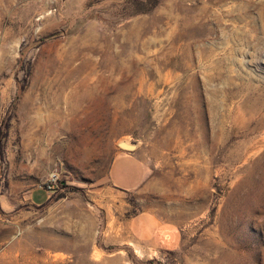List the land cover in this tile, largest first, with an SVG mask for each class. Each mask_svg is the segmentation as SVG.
Returning a JSON list of instances; mask_svg holds the SVG:
<instances>
[{
  "label": "rangeland",
  "instance_id": "374dc122",
  "mask_svg": "<svg viewBox=\"0 0 264 264\" xmlns=\"http://www.w3.org/2000/svg\"><path fill=\"white\" fill-rule=\"evenodd\" d=\"M0 141V264H264V0H0Z\"/></svg>",
  "mask_w": 264,
  "mask_h": 264
},
{
  "label": "crops",
  "instance_id": "0c3cea01",
  "mask_svg": "<svg viewBox=\"0 0 264 264\" xmlns=\"http://www.w3.org/2000/svg\"><path fill=\"white\" fill-rule=\"evenodd\" d=\"M145 177V163L137 154L133 152L124 151L119 153L110 165L109 182L110 185L118 191L130 192L137 189L142 184ZM50 195L51 193L49 196ZM30 198L33 203L32 194Z\"/></svg>",
  "mask_w": 264,
  "mask_h": 264
},
{
  "label": "water",
  "instance_id": "95a60500",
  "mask_svg": "<svg viewBox=\"0 0 264 264\" xmlns=\"http://www.w3.org/2000/svg\"><path fill=\"white\" fill-rule=\"evenodd\" d=\"M120 148L124 149V150H133L134 146L133 145H129L126 142H120L119 143Z\"/></svg>",
  "mask_w": 264,
  "mask_h": 264
},
{
  "label": "built area",
  "instance_id": "2783aa9c",
  "mask_svg": "<svg viewBox=\"0 0 264 264\" xmlns=\"http://www.w3.org/2000/svg\"><path fill=\"white\" fill-rule=\"evenodd\" d=\"M57 182V177L53 176L50 180V185L47 186V190H50L51 188H54L55 184Z\"/></svg>",
  "mask_w": 264,
  "mask_h": 264
},
{
  "label": "trees",
  "instance_id": "16d2710c",
  "mask_svg": "<svg viewBox=\"0 0 264 264\" xmlns=\"http://www.w3.org/2000/svg\"><path fill=\"white\" fill-rule=\"evenodd\" d=\"M2 156V150H1V141H0V157ZM51 193V192H50ZM52 200V193L49 196V198L47 199L46 203L50 202Z\"/></svg>",
  "mask_w": 264,
  "mask_h": 264
},
{
  "label": "bare ground",
  "instance_id": "6f19581e",
  "mask_svg": "<svg viewBox=\"0 0 264 264\" xmlns=\"http://www.w3.org/2000/svg\"><path fill=\"white\" fill-rule=\"evenodd\" d=\"M48 105V104H47ZM46 107V106H45ZM53 108V107H52ZM54 109V108H53Z\"/></svg>",
  "mask_w": 264,
  "mask_h": 264
}]
</instances>
